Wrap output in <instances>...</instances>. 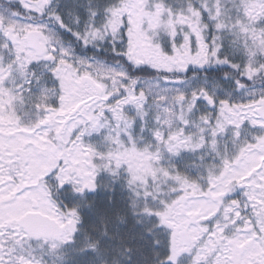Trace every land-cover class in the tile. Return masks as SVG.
Wrapping results in <instances>:
<instances>
[{"label":"snow or ice","instance_id":"obj_1","mask_svg":"<svg viewBox=\"0 0 264 264\" xmlns=\"http://www.w3.org/2000/svg\"><path fill=\"white\" fill-rule=\"evenodd\" d=\"M0 264H264V0H0Z\"/></svg>","mask_w":264,"mask_h":264}]
</instances>
